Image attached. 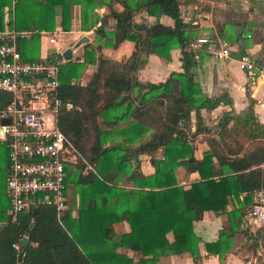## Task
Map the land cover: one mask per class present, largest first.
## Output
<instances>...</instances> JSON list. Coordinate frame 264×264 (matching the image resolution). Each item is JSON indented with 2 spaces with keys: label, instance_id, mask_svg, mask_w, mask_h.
Masks as SVG:
<instances>
[{
  "label": "trees",
  "instance_id": "obj_1",
  "mask_svg": "<svg viewBox=\"0 0 264 264\" xmlns=\"http://www.w3.org/2000/svg\"><path fill=\"white\" fill-rule=\"evenodd\" d=\"M113 1L107 3L109 12L94 28V42L84 44L82 60L60 61L56 52L48 54L59 66V97L77 106L58 113V126L84 159L66 167L67 192L73 193L76 215L68 205L58 211L48 204L34 207L35 212L31 208L13 214L4 174V189L0 184V264H156L161 255L183 251L191 252L196 263L200 237L194 222L203 211H225L230 201H237V208L227 211L232 235L243 222L250 192L264 186V164L260 166L264 163V124L257 120L252 106L241 112L225 111L219 121L222 127L214 130L216 135L203 124L201 108L212 109L231 100L224 95L208 97L194 78L193 51L186 49L188 23L180 11L182 0H116L121 9L113 8ZM0 2L3 6L10 0ZM64 7L70 17L72 4ZM139 11L156 17L166 14L173 24L138 22L134 16ZM82 16L84 21L86 7ZM109 17L115 23L108 30ZM68 28L63 24V29ZM30 29V38L18 39L27 60L39 57L34 42L40 35L34 31L41 29L40 23ZM126 38L135 43L126 60L101 51L103 45L116 47ZM174 47L181 49L183 71H172L158 82L138 78L144 55L155 53L168 59ZM87 64H95V69L83 84L80 78ZM123 91L127 93L121 96ZM10 99L9 92L0 90V108ZM193 110L196 128L192 131ZM199 131L206 133L209 145L201 159L195 157L190 143V136ZM1 144L6 147L8 166V147ZM160 147L163 156L156 158ZM142 153L151 156L155 167L151 175L142 174L136 163ZM180 164L188 171H198L200 178L188 187L179 184L175 169ZM243 191L246 194L240 199ZM121 219H127L130 230L117 233L113 223ZM168 232H172V240ZM24 234L29 242L20 247ZM219 236L216 241L221 240ZM119 246L138 253L137 261L118 252ZM206 247L215 252L210 243Z\"/></svg>",
  "mask_w": 264,
  "mask_h": 264
},
{
  "label": "crops",
  "instance_id": "obj_2",
  "mask_svg": "<svg viewBox=\"0 0 264 264\" xmlns=\"http://www.w3.org/2000/svg\"><path fill=\"white\" fill-rule=\"evenodd\" d=\"M110 0H10L3 6L0 2V29L13 27L18 30H27L24 38H30L33 31L30 27L36 22L40 23L38 31L39 39L34 42L35 51L39 57L50 52H62L67 47L72 48L73 60H82L84 44L94 42V28L100 24L103 14L109 12L107 3ZM65 3L72 4L71 16L65 13ZM113 8L121 9L119 1L112 2ZM83 7H86V16H82ZM181 16L188 23L189 44L186 49L193 51L194 64L192 71L195 80L201 86L202 91L208 97L224 95L231 100L230 103H220L212 109L205 107L200 109L203 124L217 131L222 127L219 121L227 110L241 112L252 106L257 120L264 124V74L260 72V62L264 61V0H182L180 3ZM138 22L149 24L160 21L167 25L173 24V19L161 14L159 17L148 15L139 11L134 16ZM69 26L63 29V24ZM109 30L115 23L112 17L108 18ZM82 24H84L82 26ZM93 24V25H92ZM53 26V28H52ZM207 33L223 39L230 48V54L225 58H215L204 48L194 47L193 43L200 36ZM252 34V35H251ZM85 35L86 42L75 46L77 40ZM50 37H54L50 41ZM243 38L242 44L239 39ZM25 45H27L25 43ZM135 49V43L130 39L121 40L116 47L103 45L101 51L112 58L126 60ZM181 49L174 47L170 50V58L165 59L155 53L144 55V62L137 71L138 78L142 81H164L170 72L183 71L181 61ZM250 56L255 65L254 75L241 66L240 57ZM196 56V57H195ZM62 59L60 61H65ZM95 64H87L82 75L81 83L85 84ZM127 92L123 91L121 96ZM102 127H107L102 125ZM196 128L195 111H191V130ZM214 131V133H215ZM206 133L199 131L190 136V143L194 145V155L201 159L209 148L205 140ZM216 135V133H215ZM0 141V184L4 189V174L7 169L6 147ZM110 141L107 140L106 144ZM245 146H250L246 143ZM164 148L160 147L156 152V158L162 157ZM216 163V157H213ZM137 165L144 175H151L155 167L151 156L146 153L137 156ZM261 163L260 166H263ZM217 165V163H216ZM218 166V165H217ZM175 175L179 184L188 187L191 182L198 180V171H188L184 164L178 165ZM4 191V190H3ZM67 205L72 209V215H76V202L71 190L67 192ZM246 191L239 193L242 199ZM77 200V196H76ZM237 208V201H230L225 211L215 212L212 209L203 211L202 217L194 222V230L200 237L198 243L199 255L194 263V256L189 251L161 255L156 264H244V255L252 250L258 243L264 244V222L255 226H248L244 220L240 227L229 235V218L227 211ZM117 233L130 230L127 219H121L113 223ZM219 236L220 232L225 231ZM167 236L173 239L172 232ZM218 236L221 240L216 241ZM216 241V242H214ZM231 242V243H230ZM206 243H210L213 251H208ZM230 243L228 249L226 246ZM117 251L133 257L137 261L139 254L132 249L119 246Z\"/></svg>",
  "mask_w": 264,
  "mask_h": 264
},
{
  "label": "built area",
  "instance_id": "obj_3",
  "mask_svg": "<svg viewBox=\"0 0 264 264\" xmlns=\"http://www.w3.org/2000/svg\"><path fill=\"white\" fill-rule=\"evenodd\" d=\"M27 33L13 27L0 29V90L11 94V99L0 108V141L8 147L5 186L13 214L40 204L63 210L68 199L66 167L83 159L58 126L61 109L77 108L72 101L58 95V63L47 55L24 59L18 39ZM49 39L52 41L54 37ZM193 46L204 48L215 58L230 54L226 42L210 33L198 37ZM240 63L249 74L256 73L248 56H241ZM259 70L264 74V61ZM243 220L248 226L264 222L263 185L250 192ZM243 261L264 264V244L255 245Z\"/></svg>",
  "mask_w": 264,
  "mask_h": 264
},
{
  "label": "water",
  "instance_id": "obj_4",
  "mask_svg": "<svg viewBox=\"0 0 264 264\" xmlns=\"http://www.w3.org/2000/svg\"><path fill=\"white\" fill-rule=\"evenodd\" d=\"M87 40H88V37L85 36V35H82V36L77 40V42L75 43V46L78 45V44H81V43H83V42H86ZM239 42L242 44V42H243V38H240V39H239ZM71 51H72V48H71V47H67V48H66L65 50H63L62 52H58V53H57V56H56L57 60H62V59H69V58H71V56H72ZM248 58H249V60H252V58H251L250 56H248ZM35 210H36V208H33V211H34V212H35ZM33 224H34V220H32L30 226H33ZM28 242H29V237H28L27 234H24V235L19 239L18 245H19L20 247H25V246L28 244ZM22 254H23V251L21 250V251L19 252V255H18V260H19V261H20L21 258H22Z\"/></svg>",
  "mask_w": 264,
  "mask_h": 264
},
{
  "label": "rangeland",
  "instance_id": "obj_5",
  "mask_svg": "<svg viewBox=\"0 0 264 264\" xmlns=\"http://www.w3.org/2000/svg\"><path fill=\"white\" fill-rule=\"evenodd\" d=\"M49 54V53H48ZM48 54H46L48 56ZM49 57V56H48Z\"/></svg>",
  "mask_w": 264,
  "mask_h": 264
}]
</instances>
